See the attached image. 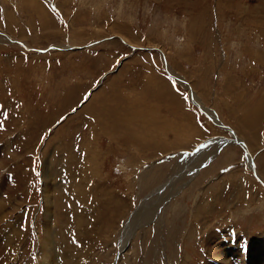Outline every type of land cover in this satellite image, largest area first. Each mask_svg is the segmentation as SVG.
Returning a JSON list of instances; mask_svg holds the SVG:
<instances>
[{
  "label": "rangeland",
  "instance_id": "rangeland-1",
  "mask_svg": "<svg viewBox=\"0 0 264 264\" xmlns=\"http://www.w3.org/2000/svg\"><path fill=\"white\" fill-rule=\"evenodd\" d=\"M173 86L189 148L148 121L175 123ZM0 87V264H202L207 226L245 255L264 240V0H0Z\"/></svg>",
  "mask_w": 264,
  "mask_h": 264
},
{
  "label": "bare ground",
  "instance_id": "bare-ground-1",
  "mask_svg": "<svg viewBox=\"0 0 264 264\" xmlns=\"http://www.w3.org/2000/svg\"><path fill=\"white\" fill-rule=\"evenodd\" d=\"M255 14V13H254ZM4 36V35H3ZM50 49H54L53 47H51ZM179 79V78H178ZM185 85V84H184ZM13 88H17L14 84L12 85ZM1 88V87H0ZM189 88V87H187ZM189 90V89H188ZM191 93V92H190ZM194 94L191 93V101L193 102V104L197 105L201 108V109H204L203 107H201L199 104H201L196 97L193 96ZM150 97V96H149ZM95 101V100H94ZM92 104V103H91ZM89 105V104H88ZM92 106V105H91ZM88 107V106H87ZM93 107H94V104H93ZM88 108H91L90 106ZM96 108V107H95ZM94 109V108H92ZM88 110V109H86ZM89 111V110H88ZM204 111V110H203ZM92 112V110H91ZM90 112V113H91ZM138 113V114H137ZM136 113V118L140 121L137 122V124H141V123H144L145 122V118H146V115H141L139 114V112ZM207 113V112H206ZM209 115H213L212 113H209ZM91 117V116H90ZM93 117V116H92ZM89 120V119H88ZM108 120V119H107ZM126 120V119H124ZM93 121H96L95 119ZM136 121V120H135ZM134 121V123H135ZM18 122V121H17ZM32 122V121H31ZM152 122V121H151ZM150 122V123H151ZM133 123V122H132ZM217 125H219V122L216 121ZM111 124V123H110ZM132 125V124H131ZM135 125V124H133ZM145 125V124H144ZM91 126V125H90ZM137 126V125H136ZM111 127V126H109ZM107 130H108V127H107ZM135 133H136V130H135ZM168 133V132H167ZM165 134V133H164ZM127 135H128V132H127ZM175 135V134H174ZM158 136V135H157ZM158 138V137H156ZM93 138H91L92 140ZM155 139V137H154ZM131 140V138H130ZM141 140V139H140ZM150 140V139H149ZM158 140V139H157ZM165 141V140H164ZM236 141H239L237 138H235V142ZM149 142V141H148ZM158 142V141H157ZM240 142V141H239ZM145 143V142H143ZM88 145L89 144H84L83 146L85 148H88ZM158 145V144H157ZM160 146V145H159ZM164 147V146H163ZM155 149V147H154ZM94 151V150H93ZM198 150H196L197 152ZM195 152V153H196ZM194 153V154H195ZM94 154V157L96 156L95 153ZM67 156V155H66ZM84 156V155H83ZM247 159L248 161H250V157H249V154H247ZM84 160V159H83ZM93 160V159H92ZM53 161V160H52ZM96 161V160H95ZM83 163V162H82ZM88 163V162H87ZM86 163V164H87ZM85 164V165H86ZM98 164V163H97ZM84 166V165H83ZM82 166V167H83ZM87 170V169H86ZM83 171L85 170H82L81 172L83 173ZM89 172H92L91 170H88ZM80 172V171H79ZM42 174H43V181H44V202L48 205L47 206V222H48V225L50 224V215H52V212L48 213L49 211V207H51V197L49 196L51 190H49L48 188V184H49V180H48V177H51V178H55L56 176H54V171L49 168V163L48 161L45 162V166H43V170H42ZM89 174V173H88ZM58 175V174H57ZM83 175V174H82ZM92 175V174H91ZM88 177V176H87ZM90 177V176H89ZM88 179V178H86ZM55 186V185H54ZM53 186V187H54ZM90 186V185H89ZM52 187V188H53ZM51 188V189H52ZM53 211V210H52ZM142 211V209H141ZM140 212V211H139ZM144 212V211H143ZM142 213V212H140ZM123 214V213H122ZM121 214V215H122ZM125 215V214H124ZM141 217V216H139ZM137 221V220H136ZM47 224V223H46ZM128 227L129 229H131V226H129L128 224ZM204 227V226H203ZM207 227H204V229L200 228L201 230H199L198 232H200L199 234H201V236L203 237V250H202V257H200V259H202V264H241L244 262V264H264V256H262L260 254V251H263L264 250V240L260 239L258 240V243L257 242H254V245L252 247V249H249V251H247L249 254L246 253L245 255V251L242 250V247H241V242H243V239L241 237H237L235 240H231V238L229 239L227 237V230L225 231H222L220 233H224L227 237V239L223 240L221 237H220V233H216V231L212 230L214 228H209ZM196 229H198L196 227ZM47 232L45 231V235H44V244L42 246L43 251L41 253V258L43 259V262H45L46 259V254H48L50 251L47 250V247H44V245L46 244V242L48 241L50 243V241L53 242V240L55 239V237L52 235V232L49 230V228H46ZM130 231V230H129ZM235 242H237V244H235ZM41 245V244H40ZM50 245V244H49ZM52 245V244H51ZM229 247V248H228ZM244 248V247H243ZM50 249V248H49ZM245 249V248H244ZM255 249L258 250L257 252H255ZM40 251V250H38ZM230 251V252H229ZM52 252V251H51ZM53 254V252H52ZM51 254V255H52ZM201 256V255H200ZM250 256L251 257V260H243L245 259L246 257ZM229 257H231V259H229ZM186 261H183L182 264H185ZM233 262V263H231Z\"/></svg>",
  "mask_w": 264,
  "mask_h": 264
},
{
  "label": "crops",
  "instance_id": "crops-1",
  "mask_svg": "<svg viewBox=\"0 0 264 264\" xmlns=\"http://www.w3.org/2000/svg\"><path fill=\"white\" fill-rule=\"evenodd\" d=\"M172 85H173V83H171V86ZM198 86H200L202 88V91H203V87L206 86V84L204 82H202V83L200 82L198 84ZM171 89H172V91L175 94H177V96H179L177 100H175L174 102H171V107L172 108L171 107H168V108L173 109L174 111H177V113H176L177 114L176 115V118L177 119H176V121H174L175 123H173V121H167V120H164L162 118L160 119V117H159V121H158V116L159 115L158 116L156 115V116L149 117L148 121H152L151 122L152 125H154L156 127V130H155L156 133L161 134V135H159V139L160 140L166 134L165 135V138H166L167 141H169L170 138L168 139V134H167V132H168V133H170V136L172 135V140H173L172 143L173 144H176L178 146L180 145V147L182 149L183 148H189L190 146H192L194 144V142L196 141V139L197 140L199 139V138H195V134L193 133V130H197L198 128L200 129V127H199V125L197 124V121H196L197 116L195 118V111L196 110H195V108L193 106L189 105L188 99L186 97V92L185 91L183 92V88H181V90H180L177 87L173 86ZM204 91H206V90H204ZM176 101L178 102L179 106H177V102ZM181 105H182V108H181ZM136 108H139V109L140 108H145V109L146 108H150L149 110H155V106L149 107V106H146L145 104H142V103H140L139 106H137ZM183 109L185 111H187V112H185ZM190 112H191V115H190ZM193 114H194V116H193ZM194 123H195V125L197 127L194 126ZM145 126H148V125H147V123L144 122L141 127L144 128ZM176 127H177V129H176ZM195 128H197V129H195ZM143 131L144 130H141V132H143ZM188 131H192V132L189 133V134H185L184 135V133H186ZM174 134L175 135L178 134V135L175 136ZM189 135L192 136L194 139L192 137H188ZM201 139H204V137L202 136ZM184 140H189L190 144H192V145L186 144L187 141L184 142ZM181 142H184L185 145L184 144L182 145ZM194 146H196V145H194ZM194 146L192 148H194Z\"/></svg>",
  "mask_w": 264,
  "mask_h": 264
},
{
  "label": "water",
  "instance_id": "water-1",
  "mask_svg": "<svg viewBox=\"0 0 264 264\" xmlns=\"http://www.w3.org/2000/svg\"><path fill=\"white\" fill-rule=\"evenodd\" d=\"M236 142L241 143V142H239V141H236ZM251 166H252V163H251Z\"/></svg>",
  "mask_w": 264,
  "mask_h": 264
}]
</instances>
